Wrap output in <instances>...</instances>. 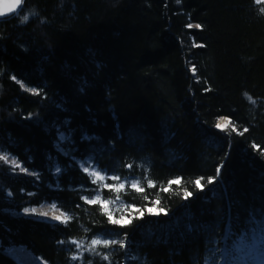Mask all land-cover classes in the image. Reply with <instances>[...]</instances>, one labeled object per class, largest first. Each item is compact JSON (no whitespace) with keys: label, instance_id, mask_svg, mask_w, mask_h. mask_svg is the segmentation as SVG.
<instances>
[{"label":"trees","instance_id":"1","mask_svg":"<svg viewBox=\"0 0 264 264\" xmlns=\"http://www.w3.org/2000/svg\"><path fill=\"white\" fill-rule=\"evenodd\" d=\"M261 9L23 0L0 20V155L19 164L0 160V264H264ZM43 205L63 218L25 215Z\"/></svg>","mask_w":264,"mask_h":264},{"label":"snow or ice","instance_id":"2","mask_svg":"<svg viewBox=\"0 0 264 264\" xmlns=\"http://www.w3.org/2000/svg\"><path fill=\"white\" fill-rule=\"evenodd\" d=\"M177 2L179 3V0H177ZM258 2H260V0H258ZM21 3H22V0H13V2H11V3H5V0H0V17H5L6 14L15 12L17 10V7L19 5H21ZM261 11H264V9H261ZM22 12H23V9H21V13ZM27 19H28L27 16H23V20L24 21H27ZM195 27H200V25H195ZM227 123H230V121L227 122ZM227 123L222 120L220 123H218L216 125V127L217 128H221V129L227 128ZM244 131H247V129H245ZM241 134H243V133H241ZM60 139H64V136L61 135ZM7 159H8L7 156L0 155V160H4V161L7 162ZM12 163L16 167H19V165L16 164V161L15 160H13ZM92 175L93 176H96L98 179H101V180L104 179V177L103 176H100L99 173H97V172H93ZM171 183L172 184H179V183H181V181L180 180H172ZM208 183H213V181L212 180H209ZM195 185L198 188H201V189L203 188L200 179L195 180ZM132 187L133 188H136L137 191H142V189L138 188L136 184H133ZM120 188L121 189L124 188V184H121L120 185ZM164 190L165 191H169L170 189H164ZM191 195H192L191 192H187L186 191L184 198L187 199ZM93 203H94V201H93ZM155 203H156L157 207H148L147 208L148 213L153 214V215H160L161 213H163V214L166 215L167 213L165 212V210L158 207L160 201L159 200H156ZM107 207L108 206L105 205V208H107ZM133 210L140 212V209H138V208H135ZM41 215H47V213H43L42 212ZM140 215H141V217H143L144 213L143 212H140ZM108 218H109V220H111V222L113 224L126 225V224H130L132 222L131 220L126 219V218L125 219H121V220L114 219L112 216H109ZM54 219L61 220V217L60 216H56V217H54ZM191 227H192V225L189 224L188 225V228L191 229ZM91 242H92L93 245L99 244V241L98 240H92ZM105 259H106V257H105Z\"/></svg>","mask_w":264,"mask_h":264},{"label":"rangeland","instance_id":"3","mask_svg":"<svg viewBox=\"0 0 264 264\" xmlns=\"http://www.w3.org/2000/svg\"><path fill=\"white\" fill-rule=\"evenodd\" d=\"M259 3H264V0H260ZM229 121H230V118H229ZM230 124V123H229ZM228 124V125H229ZM227 125V126H228ZM221 129V128H220ZM14 159H11L10 157H8L7 159V164L9 166H11L12 168H18L16 167L12 162H13ZM17 164V162H16ZM21 172H23L24 170L20 169ZM47 213V215H41V213ZM26 216H29V217H35V218H39V219H42V220H45V221H48V222H56V221H59V220H56L54 219V217L56 216H60L61 219L63 218L61 216V214L54 210L52 207H42L40 209H36V210H32V211H27L25 213ZM241 249V248H240ZM13 255H15L16 257H19V259L21 260V262L23 264H44L43 262L35 259L28 251H26L24 248H17V249H14L13 251ZM245 262L249 263L251 262V259L249 257H246L244 259ZM228 262H226L227 264ZM230 264V263H228ZM238 264H241V263H238ZM250 264H254V263H250Z\"/></svg>","mask_w":264,"mask_h":264},{"label":"bare ground","instance_id":"4","mask_svg":"<svg viewBox=\"0 0 264 264\" xmlns=\"http://www.w3.org/2000/svg\"><path fill=\"white\" fill-rule=\"evenodd\" d=\"M225 121L226 123L227 122H229V118H227V117H222L220 120H219V122L218 123H220L221 121ZM229 123H227V125H228ZM216 129L217 130H219V131H224L226 128H224V129H220V128H217L216 127ZM11 159H13V158H11ZM15 160V159H14ZM16 161V160H15ZM17 162V161H16ZM17 164H18V162H17ZM19 165V164H18ZM83 168L86 170V171H91V170H93L94 169V164H93V162L92 161H90L89 163H87V165H84L83 164ZM45 206H47V207H51L50 205H43V206H41V207H39V208H36V209H40V208H42V207H45ZM36 209H33V210H36ZM30 211H32V210H30ZM33 218H35V217H33ZM39 219V218H38ZM226 240V239H225ZM15 249V248H14ZM26 250V249H25ZM10 251V250H9ZM13 248H12V250L10 251V254H12L13 255ZM13 257H15V258H17V259H19V257H16L15 255H13Z\"/></svg>","mask_w":264,"mask_h":264},{"label":"water","instance_id":"5","mask_svg":"<svg viewBox=\"0 0 264 264\" xmlns=\"http://www.w3.org/2000/svg\"><path fill=\"white\" fill-rule=\"evenodd\" d=\"M11 2H13V0H5V3H11ZM22 2H23V0H22ZM21 6H22V3H21V5H19V6L17 7V10H16L15 12H13V13H8V14H6L5 17H0V20H2V19H6V18H10V17L16 15V14L18 13V11L20 10Z\"/></svg>","mask_w":264,"mask_h":264}]
</instances>
